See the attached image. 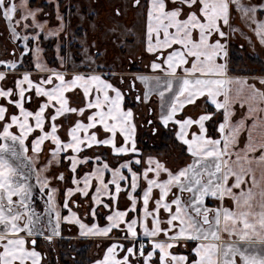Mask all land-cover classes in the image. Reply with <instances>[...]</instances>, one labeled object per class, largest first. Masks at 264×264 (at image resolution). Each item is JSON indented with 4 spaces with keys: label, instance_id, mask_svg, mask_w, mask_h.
<instances>
[{
    "label": "snow or ice",
    "instance_id": "6c2138e0",
    "mask_svg": "<svg viewBox=\"0 0 264 264\" xmlns=\"http://www.w3.org/2000/svg\"><path fill=\"white\" fill-rule=\"evenodd\" d=\"M33 3L0 0L20 42L0 58V264H54L43 245L64 225L100 249L90 264H264V70L231 75L230 55L237 36L264 47V0H120L112 15L133 11L139 35L110 32L147 74L95 45L77 63L57 44L51 66L62 0L56 28Z\"/></svg>",
    "mask_w": 264,
    "mask_h": 264
},
{
    "label": "rangeland",
    "instance_id": "374dc122",
    "mask_svg": "<svg viewBox=\"0 0 264 264\" xmlns=\"http://www.w3.org/2000/svg\"><path fill=\"white\" fill-rule=\"evenodd\" d=\"M89 1L90 0H73L74 3L73 5H71L73 6L72 9L75 10V13L80 14V23L82 24V26H84L83 27L84 33L82 29H80V34L83 33V35H79V32H77L78 30H75V32L70 33L71 35L70 40L80 39V40H76L77 44H79L80 46L77 50L80 57L81 58L83 57L85 48L89 47L90 45H95L96 49H98L101 52L102 59H106L108 62H112L113 60H115L118 65H122L124 68L130 69L131 71L136 69L132 65H129L127 63V60L132 56H136L137 59L136 65L139 66L142 69L141 71L143 72L144 68L147 67L146 62L148 61V59H144L143 63L140 62L141 57L139 54V49L138 48L134 49V46L129 42L130 41L129 37H124L120 35L121 29H117L116 34H112L110 32V29L116 27L118 24L125 26L130 30L135 31V29L130 28L129 25L131 21H135L137 25L140 23V20L137 17V15L133 11L128 10L123 17L121 18L114 17L112 15V8L114 4L120 3V0H94L95 4L92 3L90 5H89ZM92 11H95L93 15L94 18L92 20L94 21L93 23L88 22L89 19L92 18L93 16H89V19L87 18V15H89V13L91 14ZM237 23L239 24L240 22L238 21ZM240 26L242 28L244 27L242 24H240ZM96 27L97 29L95 30ZM244 30L247 31L246 28ZM238 39L239 42H241V44L245 43L244 49L240 50V55L242 56L254 55L256 57H260L264 61V47L259 46L258 42L254 47L250 46L243 36L234 37L231 44L238 43ZM126 40L128 43L126 42ZM113 41H115V43H113ZM121 45H124L126 49L125 51L121 50ZM243 65L247 70V74H242V75H246V76H250L254 74L259 75L258 72L260 70V67L258 64H252L251 61L246 59ZM236 74H239L240 76L241 73L237 71ZM231 75L234 74L231 73ZM137 87H139L141 91L145 90V86L143 84H140L139 82H137ZM153 100H156V97H153ZM150 141L156 145L160 144L159 142H154L152 140ZM36 207L38 211L42 210L43 201L37 198ZM63 228H64L63 235L65 236V239L70 238L73 241L78 240L72 238L76 235L77 232V229L75 227H73L71 231H68V226H63ZM67 233H71V234H67ZM74 245H78V243H75ZM43 249L45 251H48V260L50 261L48 246L43 245Z\"/></svg>",
    "mask_w": 264,
    "mask_h": 264
},
{
    "label": "crops",
    "instance_id": "0c3cea01",
    "mask_svg": "<svg viewBox=\"0 0 264 264\" xmlns=\"http://www.w3.org/2000/svg\"><path fill=\"white\" fill-rule=\"evenodd\" d=\"M54 3H55V0H34V3L31 5L34 8L35 7L43 8L45 13L50 14L45 17L49 21L48 23L49 28H56L58 26V22L55 19V13L53 9ZM73 3H74L73 0H62L61 12L62 14L65 15V22L67 24L66 31H64L59 38H56V37L44 38V34H42V47L44 48L43 55H44V58L47 61H49L50 65L53 67L57 66V64L59 63V60L57 59L56 51H55L57 44H60L62 48L60 55L73 56L75 57L77 63H79V61L81 60V57L77 51L78 45L74 43L76 42V40H80V39L70 40V36H71L70 33L75 32V30H80L84 26H82V24L80 23V14L75 13L74 9H72L71 13L65 11V9L68 6L73 5ZM92 3L95 4V1L90 0L89 5ZM94 12L95 11H92L91 14L89 13V15L93 16ZM92 20H93V17L90 18L88 22L93 23L94 21ZM129 27L135 29V31L137 32V35H139V28L137 27V23L135 21H131ZM96 29L97 27L95 28V30ZM129 39L131 41V39L133 38L129 37ZM19 43L20 42H15V41L12 43L9 42V37L5 30V22L0 20V58H4L6 56L7 50L11 49L15 44H19ZM237 44L239 45V47L240 45H242L241 42H239V39H238ZM243 45L245 46V43ZM240 48L244 49V47H240ZM144 59H148V57L145 56L143 60ZM147 63L148 61L146 62V65ZM144 73L145 74L148 73L147 67H145ZM137 88L141 90L139 87ZM64 226H67V225H64ZM67 234H71V233H67Z\"/></svg>",
    "mask_w": 264,
    "mask_h": 264
},
{
    "label": "trees",
    "instance_id": "16d2710c",
    "mask_svg": "<svg viewBox=\"0 0 264 264\" xmlns=\"http://www.w3.org/2000/svg\"><path fill=\"white\" fill-rule=\"evenodd\" d=\"M240 49L238 45L232 44L230 46V55L232 56V67H235L237 71L240 74V76H246L242 74H247V70L245 69V66L243 65L245 60L251 61L252 64H258L260 67L259 74L264 70L263 64L264 61L260 57L256 56H242L240 55ZM241 65V67H240ZM138 71H141L139 68H135ZM259 69V68H258ZM233 72L234 75L236 72ZM145 152H157V151H163L164 146L162 144H154L151 142L147 137H144L143 142L140 145ZM75 243H78V245H74ZM55 251H50V261H53L55 264L56 258L59 257V264H74L73 258H75L76 261L82 262V264H90L92 260L97 258V256L100 254V249L96 247V245L92 241H73L72 239H64V240H58L55 243Z\"/></svg>",
    "mask_w": 264,
    "mask_h": 264
},
{
    "label": "flooded vegetation",
    "instance_id": "af4514ba",
    "mask_svg": "<svg viewBox=\"0 0 264 264\" xmlns=\"http://www.w3.org/2000/svg\"><path fill=\"white\" fill-rule=\"evenodd\" d=\"M86 15H87V14H86ZM89 16H90V15H87V18H88V19H89ZM93 18H94V16H93ZM83 30H84V28H82V31H83ZM78 32H79V35H83V33H84V31H83V33L80 34V30H78ZM127 40H128V39H127ZM127 40H126V42H127ZM74 43L77 44V42H74ZM127 43H128V42H127ZM130 44H132V43H130ZM235 44L238 45L237 43H234V45H235ZM77 45H78V46H77V49H78L80 46H79V44H77ZM132 45H133V44H132ZM231 45H232V44H231ZM231 45H230V46H231ZM238 47H239V45H238ZM239 48H240V47H239ZM240 49H241V48H240ZM135 68H140V67L136 65ZM140 69H141V68H140ZM141 70H142V69H141ZM144 70H145V68H144ZM144 70H143V72H144ZM132 71H133V72H139L138 70H132ZM49 254H50V251H49Z\"/></svg>",
    "mask_w": 264,
    "mask_h": 264
}]
</instances>
